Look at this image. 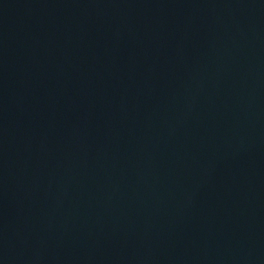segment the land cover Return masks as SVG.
I'll use <instances>...</instances> for the list:
<instances>
[{
	"label": "water",
	"instance_id": "95a60500",
	"mask_svg": "<svg viewBox=\"0 0 264 264\" xmlns=\"http://www.w3.org/2000/svg\"><path fill=\"white\" fill-rule=\"evenodd\" d=\"M0 264H264V0H0Z\"/></svg>",
	"mask_w": 264,
	"mask_h": 264
}]
</instances>
